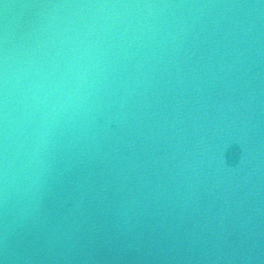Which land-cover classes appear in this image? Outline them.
<instances>
[{"label":"water","instance_id":"water-1","mask_svg":"<svg viewBox=\"0 0 264 264\" xmlns=\"http://www.w3.org/2000/svg\"><path fill=\"white\" fill-rule=\"evenodd\" d=\"M0 264H264V0H0Z\"/></svg>","mask_w":264,"mask_h":264}]
</instances>
